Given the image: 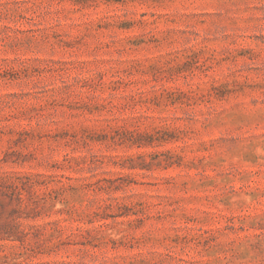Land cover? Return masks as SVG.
Instances as JSON below:
<instances>
[{
  "label": "rangeland",
  "instance_id": "rangeland-1",
  "mask_svg": "<svg viewBox=\"0 0 264 264\" xmlns=\"http://www.w3.org/2000/svg\"><path fill=\"white\" fill-rule=\"evenodd\" d=\"M0 264H264V0H0Z\"/></svg>",
  "mask_w": 264,
  "mask_h": 264
}]
</instances>
